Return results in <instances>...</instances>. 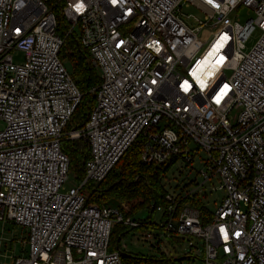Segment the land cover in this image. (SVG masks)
<instances>
[{"label":"built area","instance_id":"1","mask_svg":"<svg viewBox=\"0 0 264 264\" xmlns=\"http://www.w3.org/2000/svg\"><path fill=\"white\" fill-rule=\"evenodd\" d=\"M48 1L0 0V230L23 228L27 247L0 252V264H122L121 251L109 249L114 226L146 224L123 216L126 203L86 204L80 189L104 180L139 137L145 164L189 165L205 154L201 186L217 178L214 190L224 193L206 222L189 203L178 209L193 192L167 193L163 231L199 239L204 264H264V0H57L66 36L78 35L100 80L84 128L69 132L81 93L59 59L64 40ZM240 7L253 18L231 23ZM255 29L260 38L245 52ZM65 138L83 139L88 158L83 181L63 193Z\"/></svg>","mask_w":264,"mask_h":264},{"label":"trees","instance_id":"2","mask_svg":"<svg viewBox=\"0 0 264 264\" xmlns=\"http://www.w3.org/2000/svg\"><path fill=\"white\" fill-rule=\"evenodd\" d=\"M56 1L49 0L47 4L52 8L56 18L58 34L64 40L59 52V59L62 61L66 57L71 62L72 71L69 74L81 93L80 102L65 131H80L84 128L95 105L96 94L92 89L99 84L100 80L96 70L90 64L87 50L80 44L78 35L72 33L66 36V20L60 11L61 4L53 6ZM142 145L143 138H137L104 180L99 183L87 182L83 185L80 191L85 197L86 204L120 208V204L126 203L130 210L129 212L122 211L125 218L134 216L144 209L148 211L149 215L156 208L166 209L168 205L165 199L167 191L163 178L168 168L175 163V159L159 165L145 164L140 158ZM62 150L69 158L70 170L74 172L76 183L80 184L84 178V163L88 158L87 143L83 139H66L62 142ZM186 203L199 210L204 222L209 220L211 212L204 207L198 195L181 199L178 209ZM140 223L147 224L146 222ZM130 229L137 228L121 224L115 225L110 235L109 249L121 251L120 241ZM121 261L122 264H173L176 259H167L165 256L156 258L131 255L121 258Z\"/></svg>","mask_w":264,"mask_h":264},{"label":"rangeland","instance_id":"3","mask_svg":"<svg viewBox=\"0 0 264 264\" xmlns=\"http://www.w3.org/2000/svg\"><path fill=\"white\" fill-rule=\"evenodd\" d=\"M182 13L184 15H193L199 19H202V16L194 8H184L182 9ZM251 18H253L252 12L244 7L238 8L228 16V20L231 23L238 22L239 24H244ZM131 30V26H125L122 28V32L124 34H129ZM260 34L261 33L258 29H255L251 33L248 40L245 42V52H249L254 47L260 38ZM22 60V54H14L15 62L19 63ZM61 62L65 69L71 73V62H69L66 57L63 58ZM96 72L98 74L97 70ZM224 74L227 78H229L232 74V71L227 69L224 71ZM239 111L240 110L238 108H234L230 112V117L233 123L235 122ZM2 128L3 123L0 122V130H2ZM66 139L67 138L64 140ZM201 159H206V155L199 153V155L196 156L195 161L189 165L183 164L180 161H176L168 168V171L163 178V183L165 190L170 195L183 196L188 192H193L190 198L198 195L201 198V202L204 207L212 214L219 206L224 193L217 189L214 190L218 186L217 178L211 179L209 182H205L201 186L203 181L198 173L201 170H205L202 161H200ZM76 185L77 183L75 181L74 172L73 170H70L68 179L63 185L61 192L64 193L69 188L76 187ZM130 218H132L134 221L146 222L147 224L146 227L130 229V231L122 237L120 241V248L121 251L128 254V256L134 255L156 258L165 256L167 259L183 258L180 259V261H175L173 264H204L202 259L203 247L199 239L187 236H170L163 231L162 225L165 221L163 209L156 208L150 215L148 211L144 209ZM23 233L24 229L19 226H14L11 224L3 225V232L0 230V237H12L14 242L11 246L9 242L2 241L0 243L1 254L6 253V255L9 256L23 255V253H25L27 250V247H25L20 242ZM8 259V256L5 259L2 258L1 263H6Z\"/></svg>","mask_w":264,"mask_h":264},{"label":"snow or ice","instance_id":"4","mask_svg":"<svg viewBox=\"0 0 264 264\" xmlns=\"http://www.w3.org/2000/svg\"><path fill=\"white\" fill-rule=\"evenodd\" d=\"M114 3H116V0H114ZM76 8H77V10L78 11H80V10H82V5H77L76 6ZM227 39V37H221V40L223 41V40H226ZM223 45L222 44H220L219 42H218V44H217V50L219 49V47H222ZM209 56H212L213 55V52H209V54H208ZM200 70H202V69H198V71H200ZM193 76L194 77H196L197 79H199V77H197L196 76V72H193ZM200 83H201V87L203 88L205 85H204V81L203 80H201L200 81ZM183 87L185 88V90H187L188 89V85H187V83H185L184 85H183ZM227 90V85H225V88H224V90H222V93H221V95H219V96H217V99H216V102L217 103H219L220 102V99L222 98V95L224 94V92ZM221 231H223V229H221Z\"/></svg>","mask_w":264,"mask_h":264},{"label":"water","instance_id":"5","mask_svg":"<svg viewBox=\"0 0 264 264\" xmlns=\"http://www.w3.org/2000/svg\"><path fill=\"white\" fill-rule=\"evenodd\" d=\"M120 257L121 258H127L128 257V254L124 253V252H120ZM180 259H183V258H179V259H176V261H180Z\"/></svg>","mask_w":264,"mask_h":264},{"label":"clouds","instance_id":"6","mask_svg":"<svg viewBox=\"0 0 264 264\" xmlns=\"http://www.w3.org/2000/svg\"><path fill=\"white\" fill-rule=\"evenodd\" d=\"M111 2H112V4H114L115 5V3H114V0H111ZM208 2L209 3H211L212 2V0H208ZM79 5H82V10H80V11H83V9H84V5L81 3V4H79ZM78 11V10H77ZM80 11H78V12H80ZM158 50V49H157Z\"/></svg>","mask_w":264,"mask_h":264}]
</instances>
